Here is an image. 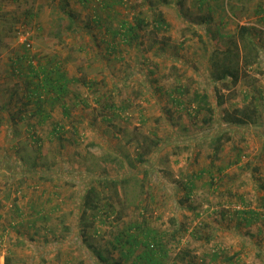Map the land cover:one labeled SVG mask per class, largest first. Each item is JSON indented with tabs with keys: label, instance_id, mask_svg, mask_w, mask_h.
Here are the masks:
<instances>
[{
	"label": "rangeland",
	"instance_id": "rangeland-1",
	"mask_svg": "<svg viewBox=\"0 0 264 264\" xmlns=\"http://www.w3.org/2000/svg\"><path fill=\"white\" fill-rule=\"evenodd\" d=\"M87 2L90 13L73 12ZM262 5L264 0H0V264H94L78 236L89 187L106 207L89 230L105 255L113 237L134 223L139 239L147 233L160 238L165 251L154 257L159 264H264ZM155 11L164 28L155 27ZM130 26L136 36L128 39L122 31ZM98 27L104 34L94 32ZM238 27L251 28L260 58L227 94L212 81L209 57ZM22 28L29 31L31 53L18 41ZM88 39L98 58L85 61L93 52L72 53L69 46ZM53 42L63 43L61 57L71 52L81 60L75 68L84 67L87 75L86 84L81 78L71 83L63 104L67 125L57 127L58 135L54 116L36 122V101L22 95L30 89L16 62L22 52L36 60L37 50ZM214 87L233 96L229 110L257 111L255 127L246 136L235 133L216 160L209 138L225 126L217 118L205 125L208 116L189 102L194 92ZM90 144L101 148L100 159L87 152ZM143 249L128 259L112 250L110 259L145 264Z\"/></svg>",
	"mask_w": 264,
	"mask_h": 264
},
{
	"label": "trees",
	"instance_id": "trees-1",
	"mask_svg": "<svg viewBox=\"0 0 264 264\" xmlns=\"http://www.w3.org/2000/svg\"><path fill=\"white\" fill-rule=\"evenodd\" d=\"M259 13L264 14V5L260 7ZM153 20L156 28L159 29L165 27H162L164 21L159 11L153 13ZM136 24L142 25L143 21L137 20ZM250 31L251 28L238 27L235 34L227 36L224 48L211 51L209 63L211 66L210 75L212 81L220 84L222 88L227 90V94H229L232 89H235L246 77L248 69L259 63L260 53L250 37ZM122 32L123 36H126L128 39L136 36L134 34L135 29L132 26ZM119 33L120 31H118V33L117 31L113 32L112 38L115 36L118 37ZM24 61L27 62L25 59ZM81 79L83 84H86L84 81L85 78ZM47 82L48 80L43 81L42 85L45 91H30L27 95V102H30V100L34 98V101H36L35 107L38 108L39 104L45 101L44 92H47V89H49L50 86V84L48 86ZM58 84L57 81L56 86H51L50 88H59L57 86ZM231 97L233 96L225 95L216 87L212 88L210 92L203 94L194 92L190 97L189 102L195 103L197 109L208 116V118L203 120L205 125L210 126L214 118H217V123L225 126V128L222 130L220 129L219 132L214 133V135L209 138L212 146L213 160H216L220 155L222 148L233 140L235 133L246 136L250 132L248 127L252 125L255 127L257 124V111L255 108L252 109L248 106L232 110L227 108L226 104ZM59 131V129L54 128L53 134L58 135ZM100 150L101 148L94 144H90L87 148V152H92V156L97 159L101 158V155L99 154ZM149 150L145 151V153H148ZM5 166L7 167L3 168L4 171L8 170L11 174V166L9 167L7 164H5ZM57 172L59 171L57 170L54 174H58ZM110 184L115 186L117 182L116 180L110 181ZM100 200L101 196L95 187H89L85 190L81 208L83 225H81L82 227L78 231L80 243L81 245H84L86 253L92 258L94 264H117V262L110 259V253L112 250H118L121 258L128 259L129 256L134 254L136 249L141 246L144 248L143 252L139 255L141 261H144L145 264H159L155 261L154 257L156 256V253H162L165 251L160 244V238L156 236L150 237L147 233L143 234V237L139 239V234L136 233V231H139V227L134 223L124 227L125 229L121 230L113 237V240L110 243L111 250L107 251L106 255L104 254L105 252L100 251L99 246H97L96 243H93L89 236V230L93 225V220L97 219L100 212L104 211L106 208L105 206H100ZM252 215H249V217ZM89 218H92V221L89 222ZM245 222V224L249 225L250 222H252V219H247ZM213 257L214 259L217 258L216 255Z\"/></svg>",
	"mask_w": 264,
	"mask_h": 264
},
{
	"label": "crops",
	"instance_id": "crops-1",
	"mask_svg": "<svg viewBox=\"0 0 264 264\" xmlns=\"http://www.w3.org/2000/svg\"><path fill=\"white\" fill-rule=\"evenodd\" d=\"M81 1H87V0H81ZM97 1V0H96ZM86 7H79V5H75V9L73 12H76L77 15L80 14L82 15H86V13H90L88 8L91 6L90 3H86L85 4ZM88 7V8H87ZM83 8H85V10H83ZM109 7L107 6L105 9V13L111 18L113 16V11L111 13V11L109 12L108 9ZM91 15V14H89ZM79 16V15H78ZM93 18V17H92ZM72 30V29H71ZM109 31V29H108ZM94 32H98L100 34H104V31H102V29H95ZM80 37H82V34L80 35ZM74 38V37H73ZM94 38H97L96 35H94ZM87 43L83 44L82 41H72V44L69 46L70 51L73 52H77L79 51L80 53H85L86 50H90L91 52L94 51L95 45H93V42L91 40L88 39V41H85ZM96 42V41H95ZM94 42V43H95ZM60 43V42H59ZM52 43L47 44L46 46H49L48 49L46 48H41L39 50H37V60H38V69H37V73L33 74V80H32V76H30L29 70L32 71L29 67L25 66V61L26 57L24 58V53L22 52V56L16 61L17 63L21 64L22 66V73L24 74V79L27 82V89H30L27 92V95L30 91H43V81L48 80V86L49 89H47V92L45 93V101H43L41 104H39V107H33V112L36 117V122L39 124L40 120L43 122L46 119H50V116H54L56 123L53 124L54 128L58 129L57 127L60 126L61 129L65 128V126L67 125V107L63 106L64 104V100H66L65 98L70 95V86L72 85V82H75V80H77L78 78H85L87 77V75L84 73L85 68L83 67H79L80 69L82 68V70H78V68H75V64L77 63H81V60L79 59H74L71 52H68L67 55H63L64 57H61L60 54H62L60 47L64 46L63 43H60L59 46L56 45L53 42ZM75 44V46H74ZM96 44H98L96 42ZM89 47V48H88ZM53 48V49H52ZM72 48V49H71ZM96 52L93 53H89L88 57L85 58V61H88L90 59H95L98 58V55H95ZM26 56V55H25ZM83 56V55H82ZM60 57V58H59ZM8 67V66H7ZM6 65L4 66V70L6 71L7 69ZM22 77V78H23ZM58 81V87L59 88H54L51 89L50 87L53 86L55 87ZM33 89V90H31ZM45 91V90H44ZM42 93V92H41ZM26 99H28L25 95L26 94H22ZM31 108V107H30ZM23 109V108H22ZM24 110V109H23ZM60 111H61V115H60ZM21 118H19L20 120H23V116H20ZM41 117V119H40ZM8 121V115L5 117ZM38 118V119H37ZM67 128V127H66ZM51 134H49V138L51 139ZM45 139V138H43ZM52 174H54V172H56L55 170L50 171ZM54 175H58V174H54ZM56 177V176H55Z\"/></svg>",
	"mask_w": 264,
	"mask_h": 264
},
{
	"label": "built area",
	"instance_id": "built-area-1",
	"mask_svg": "<svg viewBox=\"0 0 264 264\" xmlns=\"http://www.w3.org/2000/svg\"><path fill=\"white\" fill-rule=\"evenodd\" d=\"M29 31L25 30L24 28L20 29L17 33V38L19 43L22 45V47L24 48L25 51H27L28 53H31L32 51V43L29 40ZM26 60H27V64L30 67L31 74H35L37 72L38 66H37V59L35 60V58L33 57V55H26ZM15 74H19V71L16 69ZM30 73V72H29ZM35 100V99H34ZM236 210H241L240 206H236L235 207Z\"/></svg>",
	"mask_w": 264,
	"mask_h": 264
}]
</instances>
